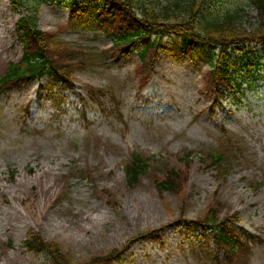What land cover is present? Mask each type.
Returning <instances> with one entry per match:
<instances>
[{
  "label": "rangeland",
  "instance_id": "rangeland-1",
  "mask_svg": "<svg viewBox=\"0 0 264 264\" xmlns=\"http://www.w3.org/2000/svg\"><path fill=\"white\" fill-rule=\"evenodd\" d=\"M237 1L247 2L208 0L205 8L212 16L235 8ZM26 14L73 46L97 53L110 45V38L93 28L75 26L59 0H0V75L9 61L22 56L15 23ZM240 25L256 28V9L247 7ZM53 54L75 77L72 84L56 88L55 102L36 82L0 95V264H54L46 253L26 249L23 241L30 233L57 241L75 263L122 249L140 236L127 248L124 261L115 264H215L205 252L213 249L211 236L190 227L216 193L222 215L237 213L236 229L257 239L237 264H264L261 48L251 45L233 54L237 62L252 64L242 69L244 75L250 71V84L217 106L202 91L208 67H196L189 58L161 53L148 86L139 91L135 56L86 59L80 65L61 44ZM48 81L44 78L42 84L49 87ZM99 88L108 91L102 106L88 94ZM231 145L242 152L229 173L202 167L201 152ZM134 150L156 161L151 173L130 188L124 166ZM191 153L196 156L185 193L158 192L154 179L163 173L162 160L176 165Z\"/></svg>",
  "mask_w": 264,
  "mask_h": 264
},
{
  "label": "trees",
  "instance_id": "trees-1",
  "mask_svg": "<svg viewBox=\"0 0 264 264\" xmlns=\"http://www.w3.org/2000/svg\"><path fill=\"white\" fill-rule=\"evenodd\" d=\"M151 6L145 0H105L97 9L96 16H102L101 23H112L107 17L118 14L126 18V23L116 31H112L115 47L131 49L136 47L144 66H150L152 58L149 52L157 48V36L162 30L171 29L179 38V48L184 55L197 57L213 66V70L206 74V88L209 93L217 97L223 95V90L232 89L229 64L225 60L228 46L247 41L264 43V0H251L258 9V25L247 30L240 25V15L244 13V6L237 3L234 8H223L212 12L209 16L208 0H151ZM206 1V2H205ZM76 7H74L75 9ZM77 10V8H76ZM20 39L26 50L23 60L17 64H10L9 78L21 83L39 75L43 70L61 67L54 58L53 48L59 44L66 47L67 54L79 60V53L61 41L55 34L40 30L33 18H22L17 24ZM137 45V46H136ZM235 46V45H233ZM214 50H219L217 54ZM239 149H230L232 156H236ZM210 161L218 167H228V159L219 152L211 151ZM151 158L140 153H134L132 160L126 166V180L128 184H137L141 177L151 170ZM191 164L187 161L183 165L165 167L162 178H157L156 185L161 192H170L182 196L190 178ZM223 204L216 197L208 210L197 222L203 231H212L216 247L223 256L219 263L235 264L241 260L243 252L249 248L248 242H240L239 234L233 226L238 217L233 214L222 215ZM250 242V241H249ZM25 245L35 252H47L55 264H111L118 259L121 250L112 249L108 253L96 255L90 260L75 263L62 250L57 241H46L38 234H30Z\"/></svg>",
  "mask_w": 264,
  "mask_h": 264
}]
</instances>
